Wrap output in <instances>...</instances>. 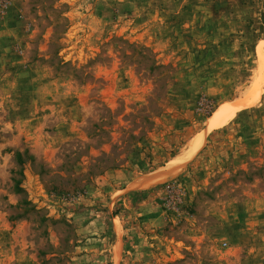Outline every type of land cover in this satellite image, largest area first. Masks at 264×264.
<instances>
[{
    "label": "rangeland",
    "instance_id": "1",
    "mask_svg": "<svg viewBox=\"0 0 264 264\" xmlns=\"http://www.w3.org/2000/svg\"><path fill=\"white\" fill-rule=\"evenodd\" d=\"M0 264H264V0H0Z\"/></svg>",
    "mask_w": 264,
    "mask_h": 264
},
{
    "label": "bare ground",
    "instance_id": "2",
    "mask_svg": "<svg viewBox=\"0 0 264 264\" xmlns=\"http://www.w3.org/2000/svg\"><path fill=\"white\" fill-rule=\"evenodd\" d=\"M247 104H249L248 100H242L241 102L238 101L236 104H233L232 107H227L229 104L225 105L227 108H222L223 106L220 107L222 109L216 110L214 114L208 118L206 122L207 128L204 131L207 132L209 129L225 122L229 117H231L236 108L238 109ZM205 134H202L203 136L194 137L190 144V149L185 151L180 157L176 158L177 160L169 162L166 167H160L146 173L139 181L133 182L131 187L137 189L148 188L158 183H162L168 180L171 176L176 175L178 171H180L182 167L186 166L188 161L194 158L198 151L203 147L205 144Z\"/></svg>",
    "mask_w": 264,
    "mask_h": 264
}]
</instances>
